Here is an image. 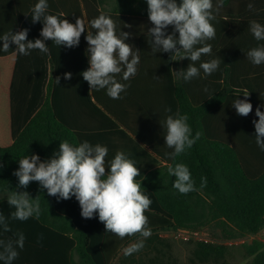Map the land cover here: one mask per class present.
<instances>
[{"label":"trees","instance_id":"obj_1","mask_svg":"<svg viewBox=\"0 0 264 264\" xmlns=\"http://www.w3.org/2000/svg\"><path fill=\"white\" fill-rule=\"evenodd\" d=\"M38 2L0 0V36L28 28L29 40L43 39V23L31 21V9ZM47 2V14L73 24L81 17L93 32L90 22L94 18L101 13L110 16L117 24V35L120 31L131 33L125 42L140 51L139 72L140 67L146 68L152 61L148 29L153 25L148 19L146 0ZM217 2L213 0V5ZM253 20L264 25V0H223L216 19L210 21L216 30L215 39L207 41L212 45V54L202 55L196 62L199 67L201 62L220 57L218 70L206 76L201 69L200 76L190 81L182 75L173 80L168 73L172 101L162 109L142 101L140 90L132 91L134 101L128 100L131 95L127 90L121 93L122 99L110 98L106 89L90 91L81 75L89 67L87 30L79 46L71 49L48 40L47 54L31 50L27 56L13 55L14 44L8 52L0 50V162L4 165L0 169V215L7 218L11 229L4 232L0 225V240H15L17 233L25 236L24 247L17 248L19 255L12 264H124L119 260L120 253L144 239L139 233L121 239L107 232L98 214L92 219L81 216L75 197L58 201L46 189L41 192L39 182H30L26 189L17 188L19 181L13 172L19 168V159L33 154L41 160L48 159L59 150L60 142L76 146L90 142L94 136L103 141V137L112 135L113 154H130L140 169L141 176L136 179L142 180L141 190L152 201L145 212L152 231L149 242L161 232L194 233L211 223L225 240L231 241L253 236L264 227V151L255 142L252 123L258 120L256 108L264 104V64L253 65L246 55L264 41H257L250 32ZM166 31L171 34L173 27ZM158 61L170 64L173 55L165 53ZM190 63L189 59H181L179 71L186 70ZM47 66L50 76L38 105ZM68 72L72 77L65 80L63 75ZM57 77L61 78L59 84ZM117 79L124 83L122 74ZM245 92H249L253 110L242 117L236 114L232 102L244 99ZM165 108H171V112L165 113ZM260 110L264 112V107ZM177 111L188 115L193 136L196 132L202 135L173 161L166 155L172 149H162L158 143L160 135L165 134L159 122ZM145 147L152 154H147ZM175 163L189 168L198 191L181 194L173 187L175 177L169 175L168 165ZM202 177L207 180L203 188ZM12 190L27 191L33 199L38 196V219L35 215L26 221L11 218L15 209L7 204V196ZM224 249L202 241L197 243L196 253L215 256ZM243 250L251 258L247 264H264V249L260 246H243Z\"/></svg>","mask_w":264,"mask_h":264},{"label":"clouds","instance_id":"obj_2","mask_svg":"<svg viewBox=\"0 0 264 264\" xmlns=\"http://www.w3.org/2000/svg\"><path fill=\"white\" fill-rule=\"evenodd\" d=\"M148 6V19L153 25L148 29L150 39L148 44L151 54L158 52L171 53L181 59H189L191 63L186 70L175 71L182 75L185 81L200 76L203 73L211 75L216 72L222 62L221 58H214L201 62L199 67L196 62L201 60L202 55L212 54V45L208 40L215 39L216 30L210 21L216 19V13L223 4L218 0L213 5V0H146ZM252 7L251 4L248 6ZM47 0H39L31 9L32 23L42 22L43 28L40 36L43 39H28V28L17 32L12 30L0 36L3 52L10 50L14 44L13 55L27 56L31 50H39L41 53L49 52L45 41H52L58 46L74 48L79 46L82 33L87 30L86 53L89 67L81 73L91 90L106 89L107 95L112 99H122L121 93L129 87L121 83L117 76L122 74V80L128 81L138 71L140 63V51L133 45L126 43L131 33L120 31L117 35V24L108 15L101 13L94 18L89 31L86 22L81 17L75 24L67 19H60L57 15L47 14ZM63 15L62 13L60 14ZM172 26L171 34L166 29ZM124 27L132 25L124 24ZM249 30L257 41H264V25L251 21ZM178 33V37H177ZM200 45L199 47H197ZM247 58L253 65L264 64V45L254 47L247 52ZM70 72L64 73L65 80L71 79ZM157 78V77H156ZM60 77L55 80L59 84ZM159 79V78H157ZM208 91L207 88L204 89ZM244 99H235L232 106L238 116L247 117L253 110L249 101V92H245ZM213 93L209 95V99ZM258 106L255 115L258 120H253L255 127V142L264 151V112ZM171 108H165V113H170ZM188 115L177 111L174 115H167L160 121L165 130V145L172 149L166 153L173 161L178 156L190 149L200 138L202 133L196 132L193 136L192 128L188 124ZM108 148L99 143L93 145L84 141L74 146L68 141L60 142L59 150L54 151L48 159L41 160L39 155H25L19 159V168L13 172L18 178L17 188L26 189L30 182H39L40 191L47 190V194L56 197L57 200H68L72 197L78 201L81 208V216L85 219L94 218L98 214L99 221L104 223L107 232L115 234L119 238L132 237L137 233L143 238L152 235L148 227L149 220L145 215L152 201L142 192L140 169L136 162L130 159V154L117 151L114 159L106 161ZM0 162V169L3 168ZM169 175L175 177L173 187L181 194L198 191L195 181L192 179L189 168L183 163L168 165ZM144 179V177H143ZM207 184L206 178H201V188ZM7 204L14 208L11 218L26 221L33 215L38 219L41 214L38 196L33 199L27 191L12 190L7 196ZM0 225L4 232L11 229L5 216L0 215ZM15 240H0L3 251L0 252V260L5 264H12L19 253L17 248L23 249L25 236L17 233ZM144 239L124 249V255L130 256L144 248Z\"/></svg>","mask_w":264,"mask_h":264},{"label":"crops","instance_id":"obj_3","mask_svg":"<svg viewBox=\"0 0 264 264\" xmlns=\"http://www.w3.org/2000/svg\"><path fill=\"white\" fill-rule=\"evenodd\" d=\"M108 7V6H107ZM159 56H165V53L158 52L155 55L152 54V61H150L146 68L143 66L140 67L137 71V74L134 77H131L128 81H124V83L128 84L129 87L127 88V91L130 93V98L128 100L134 101V96H132V91L140 90V93H142V96L140 95V99L144 102H153L155 105H159V107H164V105L168 104V102L172 101V89H171V83L168 80L167 74L171 73V77L174 79L178 78V75L175 71H179V64H180V57L173 55V61L169 64L168 62H160L158 61ZM167 56V55H166ZM142 70V73H141ZM140 73V78H139ZM173 74V76H172ZM138 76V78H136ZM142 76V77H141ZM159 79H157V78ZM139 81L135 82L134 80ZM109 136V137H108ZM90 143L95 145L97 143L106 146L108 148V155L106 157V161H110L115 156V152H112L113 148V136L107 135V137H103V141H98L99 137H90ZM105 138V139H104ZM160 140L158 143L160 144L162 149H168V147L165 145L164 140V134L160 135ZM145 152L147 154H152L150 149L148 147H145ZM164 165V163H162ZM219 231V230H218ZM220 232V231H219ZM162 233V232H161ZM261 237H264V235H261L259 232L253 235L251 238L253 239L250 243H238L237 250L238 253L236 255H228L227 248L224 247V251L220 252L219 254H216L215 256H201L199 253H196V251L193 253L194 255V263L191 262V264H247L251 258H248L244 254L243 246H249V245H257L260 246L261 249H264V241H262ZM148 238H144L145 245L147 246H154L155 241L149 242L147 240ZM242 240V239H241ZM206 242V241H204ZM133 244V243H132ZM131 245V244H130ZM129 245V246H130ZM228 246V245H227ZM231 246V245H230ZM222 247V246H220ZM157 250V249H156ZM124 252V250L120 253V255ZM119 255V256H120ZM163 256V253H161ZM161 256V257H162ZM160 258L157 257V261ZM165 260L162 261L161 264H175L174 261L169 260V258H164ZM152 262V261H149ZM147 262V264L149 263ZM0 264H3V260H0Z\"/></svg>","mask_w":264,"mask_h":264},{"label":"rangeland","instance_id":"obj_4","mask_svg":"<svg viewBox=\"0 0 264 264\" xmlns=\"http://www.w3.org/2000/svg\"><path fill=\"white\" fill-rule=\"evenodd\" d=\"M49 76V68L47 66L38 105L43 101ZM0 198H2V195H0ZM251 237L247 236L237 241L225 240L216 226L211 223L201 227L194 233L186 231L159 233L155 239L154 246H147L144 242L145 246L142 250L130 256H125L123 252L119 256V260L124 264H147L149 261L152 262L148 264H161L165 260L164 258L167 257L169 260L174 261L175 264H191L192 261L194 263L193 253L197 250V243L199 242L206 241L209 245L226 247L228 255H236L238 250L237 246L234 245L242 242L250 243L253 240ZM261 239L264 241V237H261ZM161 253H163V256ZM157 257L160 258L158 261L156 260Z\"/></svg>","mask_w":264,"mask_h":264},{"label":"built area","instance_id":"obj_5","mask_svg":"<svg viewBox=\"0 0 264 264\" xmlns=\"http://www.w3.org/2000/svg\"><path fill=\"white\" fill-rule=\"evenodd\" d=\"M259 233H260L261 235H264V227H262V228L260 229Z\"/></svg>","mask_w":264,"mask_h":264}]
</instances>
